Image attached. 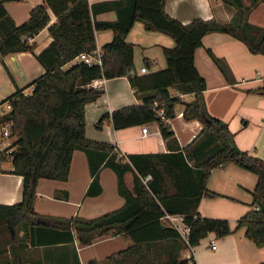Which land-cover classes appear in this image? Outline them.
<instances>
[{
  "label": "trees",
  "instance_id": "1",
  "mask_svg": "<svg viewBox=\"0 0 264 264\" xmlns=\"http://www.w3.org/2000/svg\"><path fill=\"white\" fill-rule=\"evenodd\" d=\"M0 0V60L8 53L33 51L28 39L49 22V7L56 20L47 25L51 41L36 59L44 71L29 83L16 88L0 100L9 108L0 112V126H8L13 140L0 147V162L9 157L8 172L21 176V198L12 204L0 203V224L19 223L24 232L9 241L12 264H22L24 248L46 246L49 259L41 264H54L51 249L55 244L73 242L85 245L96 235L121 233L130 244L114 251L102 261L92 264H196L193 257L181 252L199 243L214 232L224 236L232 231L226 218L206 217L197 206L201 196H216L207 188L211 169L232 162L256 175L251 189V207L237 220L235 228L244 227L245 236L257 246H264V158L236 147L227 123L210 115L205 107V79L194 65L193 53L202 37L220 31L241 40L253 53L264 54V28L246 20L241 24L220 23L214 18H194L182 23L166 13L165 0H43L34 5L28 18L16 23ZM247 11L259 0H222ZM264 1V0H263ZM113 10V20H98L99 12ZM139 20L144 28L169 35L174 45L163 47L165 66L155 71L138 73L133 62L134 44L126 40L133 23ZM111 30V38L100 46L101 63H87L77 56L96 49L95 32ZM224 75L228 67L222 59L208 50ZM143 64H149L143 59ZM127 75L139 104H130L104 112L96 121L100 127L110 118L119 129L150 121L158 123L160 135L167 146L165 152L128 153L117 157L116 146L107 141L92 140L85 135L84 106L95 101L101 88L91 85L98 77ZM31 87L26 91L27 87ZM170 89L177 93L172 94ZM179 94H191L188 101ZM152 99L163 100L165 115H174L176 104H182L184 119L196 118L202 126L184 146H180L168 123L158 117L148 105ZM84 152L90 174L85 195L101 192L99 170L111 168L116 175L117 192L124 199L121 206L93 217L78 214L64 217L41 214L34 210L35 188L40 178L66 180L74 150ZM0 171H2L0 169ZM132 173V187L124 182L125 172ZM148 177V178H146ZM55 196L67 197L65 190ZM180 214L188 227L185 236L164 215ZM20 249V251L18 250ZM4 250V249H2ZM1 252V250H0ZM74 264H79L72 249ZM57 264V263H55ZM256 264H264V261Z\"/></svg>",
  "mask_w": 264,
  "mask_h": 264
},
{
  "label": "crops",
  "instance_id": "2",
  "mask_svg": "<svg viewBox=\"0 0 264 264\" xmlns=\"http://www.w3.org/2000/svg\"><path fill=\"white\" fill-rule=\"evenodd\" d=\"M96 1L101 0H88L89 3ZM39 3H43V0H9L4 6L13 20L21 23L28 18L30 9ZM243 3L244 6L250 4L249 0H243ZM164 9L182 23H188L194 18H214L220 23L235 25L246 20L264 28L263 0H259L247 11L243 7L225 4L222 0H165ZM47 11L50 24L56 20V16L49 7ZM115 17L113 10L99 12L95 16L98 20H113ZM47 25L31 36L30 41L34 42L33 51L8 53L0 60V100L44 71L35 54L51 41ZM111 36V30L96 31V48H100ZM126 40L134 44L133 62L137 72L144 65L145 57L149 61L146 72L163 68L165 59L162 48L174 45L169 35L148 30L138 20L131 26ZM208 50L224 61L229 70L227 75L221 72ZM193 61L205 79L203 98L207 112L227 123L237 148L264 158V54L251 52L241 40L228 33L212 31L206 33L201 44L195 48ZM94 80L95 83L92 82L91 85L101 88L102 93L95 101L84 106L87 138L113 143L124 154L167 151L156 121L115 129L110 118H105L101 126L97 127L95 123L104 112L125 105L139 104L141 100L134 95L127 75L98 77ZM30 88L29 86L25 90ZM170 92L177 93L174 89H170ZM179 95L184 101L192 98L191 94ZM182 109V104H176L174 115L166 122L181 147L202 126L196 118L184 119ZM10 168L0 171V203L3 204H12L21 198V176L8 172ZM98 174L101 192L94 196L85 195L91 179L87 160L83 151L74 150L66 180H38L33 201L34 210L54 216L68 217L78 214L93 217L121 206L124 199L117 192L114 171L103 166ZM123 178L126 186L131 188L132 173L125 172ZM255 181L254 173L232 162L211 169L206 185L218 194L213 197L201 196L197 211L206 217L226 218L232 231L220 237L214 232H208L197 245L183 250L182 257L189 254L196 264H256L264 261V246H257L248 239L244 234V227L235 228L236 220L252 206L251 189ZM57 190H65L67 197L55 196ZM171 215L178 223H182L178 220L180 214ZM161 219L170 224L166 215ZM22 235L23 232L19 237ZM212 240L215 241V246L211 248L209 243ZM8 242L3 245L8 246ZM129 244L130 239L121 233L96 235L91 243L85 245H81L76 239L73 242L53 245L50 259L57 264H74V249L79 264H92L90 261L100 262L110 253ZM2 249L4 248L0 245V250ZM45 250L47 249L44 245L24 248L22 264L45 263L49 260ZM7 263V260H3L1 264ZM9 264H12L11 260Z\"/></svg>",
  "mask_w": 264,
  "mask_h": 264
},
{
  "label": "built area",
  "instance_id": "3",
  "mask_svg": "<svg viewBox=\"0 0 264 264\" xmlns=\"http://www.w3.org/2000/svg\"><path fill=\"white\" fill-rule=\"evenodd\" d=\"M31 36L28 37V39H30ZM78 59H81L87 63H101V50L100 48H96L93 52H90V53H87V52H83V53H80L78 56H77ZM131 72H137V71H131ZM140 73H145L146 72V66L143 65L142 67L139 68V71ZM96 80H92V82L95 83ZM91 82V83H92ZM148 105L151 107V109L155 112V114L160 117L164 122H167L168 121V117L165 115V103L163 100H158V99H152L148 102ZM5 108H9V104L8 103H5ZM182 114V113H181ZM2 134L3 135H8V126L5 125L3 126L2 128ZM117 150H116V153H117V157H122L124 155V153H122L117 145H115ZM148 178V177H146ZM168 218H169V221H170V224L174 227H176L178 229V231L181 233L182 236H185L187 231H188V227L185 226L183 223H178L177 220H175L176 218L173 216V215H166ZM181 221V217L178 219ZM210 247H214L215 246V241L212 240L210 241L209 243ZM190 255L188 254L187 256H184V257H189ZM191 258L188 259V264H191Z\"/></svg>",
  "mask_w": 264,
  "mask_h": 264
},
{
  "label": "rangeland",
  "instance_id": "4",
  "mask_svg": "<svg viewBox=\"0 0 264 264\" xmlns=\"http://www.w3.org/2000/svg\"><path fill=\"white\" fill-rule=\"evenodd\" d=\"M4 105L5 104L2 105V109H0V112L6 110ZM2 128L3 127L0 126V147L4 148L10 143L11 139L13 140L14 137L3 135ZM10 166H11V162L9 157L4 158L0 162L1 170H6L10 168ZM22 232H24V226L21 225V222L17 224H12L11 226L10 225L8 226L7 224H0V245H2V248H4V250H1L0 252V264L3 263V260H7L8 261L7 264H9L10 259L12 258V255L10 253L11 247H8L3 244H7L9 240H17V238L21 235ZM18 250L20 251V249Z\"/></svg>",
  "mask_w": 264,
  "mask_h": 264
},
{
  "label": "water",
  "instance_id": "5",
  "mask_svg": "<svg viewBox=\"0 0 264 264\" xmlns=\"http://www.w3.org/2000/svg\"><path fill=\"white\" fill-rule=\"evenodd\" d=\"M256 203L261 209L264 207L263 204L260 201H257Z\"/></svg>",
  "mask_w": 264,
  "mask_h": 264
}]
</instances>
